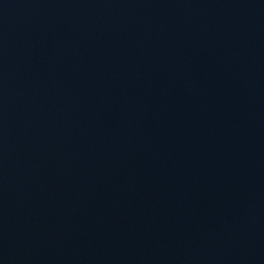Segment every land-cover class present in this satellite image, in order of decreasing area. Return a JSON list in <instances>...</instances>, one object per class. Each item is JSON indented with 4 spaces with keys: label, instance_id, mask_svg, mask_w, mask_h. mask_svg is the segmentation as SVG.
I'll list each match as a JSON object with an SVG mask.
<instances>
[{
    "label": "water",
    "instance_id": "water-1",
    "mask_svg": "<svg viewBox=\"0 0 264 264\" xmlns=\"http://www.w3.org/2000/svg\"><path fill=\"white\" fill-rule=\"evenodd\" d=\"M0 264H264V0H0Z\"/></svg>",
    "mask_w": 264,
    "mask_h": 264
}]
</instances>
